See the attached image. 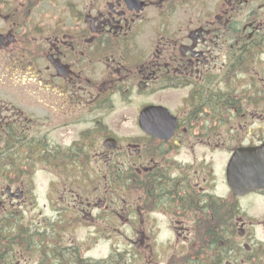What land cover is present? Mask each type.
I'll list each match as a JSON object with an SVG mask.
<instances>
[{
    "label": "flooded vegetation",
    "instance_id": "obj_1",
    "mask_svg": "<svg viewBox=\"0 0 264 264\" xmlns=\"http://www.w3.org/2000/svg\"><path fill=\"white\" fill-rule=\"evenodd\" d=\"M0 264H264V0H0Z\"/></svg>",
    "mask_w": 264,
    "mask_h": 264
},
{
    "label": "rangeland",
    "instance_id": "obj_2",
    "mask_svg": "<svg viewBox=\"0 0 264 264\" xmlns=\"http://www.w3.org/2000/svg\"><path fill=\"white\" fill-rule=\"evenodd\" d=\"M119 248H121V249L128 248V244L125 243V244H123V245H120Z\"/></svg>",
    "mask_w": 264,
    "mask_h": 264
}]
</instances>
